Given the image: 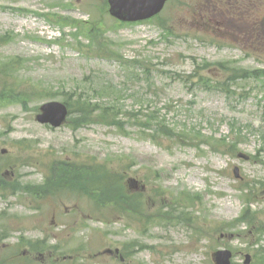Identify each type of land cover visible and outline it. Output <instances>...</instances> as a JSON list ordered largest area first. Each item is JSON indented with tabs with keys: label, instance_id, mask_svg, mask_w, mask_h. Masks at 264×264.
<instances>
[{
	"label": "rangeland",
	"instance_id": "374dc122",
	"mask_svg": "<svg viewBox=\"0 0 264 264\" xmlns=\"http://www.w3.org/2000/svg\"><path fill=\"white\" fill-rule=\"evenodd\" d=\"M208 1L119 24L106 0H0V264H214L222 249L264 264V0L231 22ZM72 94L112 105L117 127L73 110L36 123ZM93 165L124 210L69 177L47 186L54 167Z\"/></svg>",
	"mask_w": 264,
	"mask_h": 264
},
{
	"label": "trees",
	"instance_id": "16d2710c",
	"mask_svg": "<svg viewBox=\"0 0 264 264\" xmlns=\"http://www.w3.org/2000/svg\"><path fill=\"white\" fill-rule=\"evenodd\" d=\"M104 90L106 91V89H104ZM68 101H70V103L66 101L68 108L70 110H73V113L76 116V118L73 120L75 125H79L81 123L87 122L89 117H91L92 114H94L96 112L97 113L100 112L98 114V115H100L99 116L100 119H102V120L105 119L108 122H109V119H112V121L110 123L114 126H117V124L115 122L116 121L115 108L112 105L110 107H107L106 106L107 104L105 102L98 103V104L93 103L90 98H85V97L83 98V96H81V95H78V96L71 95L69 97ZM112 111H114V113H115L114 117H111ZM117 111H118V108H117ZM151 115H149V117H151ZM145 117L147 118V116H145ZM161 131L164 132V130L162 128H161ZM91 169H92V171H91L92 173H88V172L83 173L82 171L84 169L82 167L70 168L67 170V171H70V174L68 177L71 180V182H74L75 184L76 183L77 184L84 183V184L92 185L90 187L91 188L90 190H92L93 193L97 192L99 197L103 201H107L109 199L114 200L110 196H113L116 194L115 197H116V200H119V203H122V201L125 202L121 205V209L124 210L123 205L128 204V201L127 202L124 201V200H126V199H124V197H121L120 195L117 194V192H114L112 185H111L110 176H108L107 174L105 175V171L103 168L94 167V165H93L91 167ZM116 200H114V201H116ZM103 201H101V202H103ZM245 217H247V213L244 215V218ZM245 222H246V224H250L251 219H246Z\"/></svg>",
	"mask_w": 264,
	"mask_h": 264
},
{
	"label": "water",
	"instance_id": "95a60500",
	"mask_svg": "<svg viewBox=\"0 0 264 264\" xmlns=\"http://www.w3.org/2000/svg\"><path fill=\"white\" fill-rule=\"evenodd\" d=\"M166 0H108L109 14L122 22H136L149 19L158 14ZM41 114L36 120L41 124H50L59 127L67 115L66 107L60 103L51 102L40 108ZM231 253L228 250L218 251L214 254L215 264H230ZM249 263L246 256L245 264Z\"/></svg>",
	"mask_w": 264,
	"mask_h": 264
},
{
	"label": "flooded vegetation",
	"instance_id": "af4514ba",
	"mask_svg": "<svg viewBox=\"0 0 264 264\" xmlns=\"http://www.w3.org/2000/svg\"><path fill=\"white\" fill-rule=\"evenodd\" d=\"M209 4L212 3L211 6L213 10V14H218L220 17H222L224 20H230L225 19L222 14H235L238 16H242L244 14H247L248 17H250L249 14H254L255 11L252 10V1L251 0H209ZM218 20L220 18L218 17ZM231 22V20H230ZM235 26V25H233ZM246 28H249L248 26H245Z\"/></svg>",
	"mask_w": 264,
	"mask_h": 264
}]
</instances>
